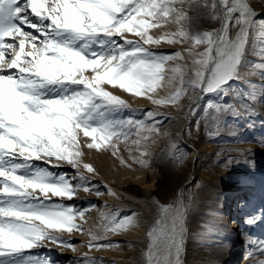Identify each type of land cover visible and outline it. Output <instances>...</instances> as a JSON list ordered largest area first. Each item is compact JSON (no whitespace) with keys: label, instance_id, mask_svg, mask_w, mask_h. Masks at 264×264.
Returning a JSON list of instances; mask_svg holds the SVG:
<instances>
[{"label":"snow or ice","instance_id":"6c2138e0","mask_svg":"<svg viewBox=\"0 0 264 264\" xmlns=\"http://www.w3.org/2000/svg\"><path fill=\"white\" fill-rule=\"evenodd\" d=\"M201 10L219 27L193 34L186 27L193 19L188 12ZM169 24L177 30L150 34ZM253 31L264 57V16L249 0H0V264H53L26 253L50 243L76 251L65 232L88 231L89 248L118 245L108 235L135 226L134 211L123 217L119 210L102 211L103 235H97L82 221L98 205L84 209L65 203L81 189L100 197L107 188L80 171L95 173L92 164L83 162V149L115 153L121 141L131 139L132 161L148 166L147 143L172 117L134 109L106 86L152 99L167 80L177 85L172 95L153 102L187 97L184 115L191 116L202 98L227 97L232 83L241 80L242 68L264 69V62L245 63ZM162 41L190 46L186 53L152 50L150 45ZM170 61L182 63L169 66ZM207 107L217 121L238 113L235 103L209 99ZM126 110L143 115L122 116ZM170 146L178 148L175 142ZM65 165L75 175L53 170ZM187 214L183 200L159 206L146 234V264H182ZM246 223H264V212L251 214ZM246 243L249 257L264 254V240L250 236ZM75 264L97 260L85 253ZM250 264H264V259Z\"/></svg>","mask_w":264,"mask_h":264},{"label":"rangeland","instance_id":"374dc122","mask_svg":"<svg viewBox=\"0 0 264 264\" xmlns=\"http://www.w3.org/2000/svg\"><path fill=\"white\" fill-rule=\"evenodd\" d=\"M249 2L254 9H264V0H249ZM188 14L193 19L189 24H186V27L193 34L219 27V22L210 19L204 10L189 11ZM177 28L176 24H169L159 29L150 30V34L160 36L165 32L176 31ZM256 35L255 31L250 35V46L245 58L246 65L264 62V57L260 56L261 42L256 39ZM128 38L136 39L137 37L129 34ZM189 46L190 42L188 41L176 43L162 41L159 45H150L152 50L162 54H171L176 51L186 53ZM200 50L202 51L203 48L201 47ZM181 63L180 61H170L169 66ZM176 86L167 80L162 82V86L157 89L152 99H149L147 95L134 96L132 99L127 95L122 97L134 109L154 110L172 117L170 120H164L160 126L159 134L154 135L147 143L149 155L145 158L151 161L150 165L143 166L132 161L129 152L131 139L127 143L121 141L115 153L112 150H96L85 147L82 160L84 163L92 164L95 173H88L83 168L80 171L91 176L93 183L105 185L107 188H102L103 195L100 197H97L94 192H85L81 189L72 201H65V203H74L84 209H87L90 204L98 205V207L88 210L84 221H82L85 229H91V232L97 235H103L102 211L115 212L119 210L121 217L134 211L139 222L127 231L110 233L108 239L113 241L114 245L116 241H120L118 245L111 248H89L88 241L91 239V233L74 231L72 234L65 232L63 235L66 239L71 238L76 251L50 243L47 247L31 250L26 253L27 255H31L33 258H49L53 264H75L85 253L96 258L97 264H146L144 259L148 244L146 234L159 215V206L161 204H178L181 200L188 204L187 233L182 253V264H188L190 259L192 264H226L228 260L219 263L221 256L219 253L215 255L213 262L200 260L202 257L199 255L200 250L208 246L213 247L218 243L215 239H218L219 243L221 240L224 243L229 241L225 247L226 251L221 256L222 259L227 257L229 249L230 257L241 254L239 257L241 258L242 254L245 255V243L238 248V245L232 242L231 237L235 235L234 232L222 224V219L217 214H223L220 207L224 198L242 186L247 187L243 192L246 195L241 198L240 202L246 206L243 213L245 219L248 220L251 214L257 213L258 206L264 204V151L246 146L251 143L264 147V112L260 109L261 104H264V69L254 66L242 68L241 80L232 83L231 88L228 89L227 97L211 95L202 98L196 105L198 110L191 116L184 115L188 111L187 97H181L176 102L164 104L153 102L155 99L172 95ZM108 90H110L109 87ZM258 93L262 95L257 96ZM114 94L120 96L117 93ZM250 98H256L257 105L253 107L248 101ZM209 99L216 104L233 103V100L237 99L239 109L236 115L242 118V114L246 112L248 123L241 121L235 125L231 115L223 116L219 121L214 120V110L207 107ZM121 115L140 118L143 113L126 110ZM250 123L251 125H249ZM185 129L190 131H185ZM113 139L115 140V138ZM186 141L197 146L202 145L204 150L203 158L199 156L200 159L192 169L186 167L190 157ZM171 142L177 143L178 148L172 149ZM138 154L139 152H137ZM248 161H253L254 165ZM41 166L44 165L41 164ZM145 167L152 172L147 177L145 184L142 185V189L128 186L126 185L128 183L123 181L119 182V177L125 173L129 171L137 173ZM53 170L67 171L68 174L75 175V172L67 165ZM132 177L134 179L131 178L130 182L141 180V177H137V175ZM113 193L115 194L113 195ZM101 202H106L107 207H104ZM248 230L252 236L257 237L252 226H249ZM231 264L234 263L231 262Z\"/></svg>","mask_w":264,"mask_h":264},{"label":"bare ground","instance_id":"6f19581e","mask_svg":"<svg viewBox=\"0 0 264 264\" xmlns=\"http://www.w3.org/2000/svg\"><path fill=\"white\" fill-rule=\"evenodd\" d=\"M254 9V8H253ZM255 12L257 13H260V14H264V9L262 8H259V9H254ZM25 30H28V29H25ZM129 35V34H127ZM132 36H134L135 34H131ZM109 87V86H108ZM258 88V87H257ZM109 89L111 91H113L114 93H117L119 94L121 97L123 96H129V98H133L135 95L134 94H129L127 93L125 90H121L117 87H109ZM259 90V89H257ZM260 91V90H259ZM262 91V90H261ZM263 93V92H261ZM255 95V94H254ZM260 95L259 93L257 94V96ZM262 95V94H261ZM260 95V96H261ZM264 96V95H263ZM261 98V97H260ZM249 103H251L253 105V107L255 105H257L258 102H256V98H250L248 99ZM262 102V100H261ZM233 103H235L237 109H239V106H238V100L237 99H234L233 100ZM251 105V106H252ZM255 109V108H254ZM260 109L264 112V104L262 105L261 104V107ZM258 111V110H257ZM245 112V111H244ZM262 113V112H261ZM234 118V124L236 125L237 123H240L241 121L243 123H248L247 120L248 119V114L245 112L242 114V118L238 117L236 114L233 116ZM251 125V123L249 124ZM166 127V126H165ZM186 144L189 148V151H190V154H189V161L187 162L186 164V167L188 169H192L193 167L196 166L197 164V161L199 158V156L203 158V147L202 145L201 146H197L196 144L192 143V142H189V141H186ZM245 144V143H244ZM210 145V144H209ZM242 145V144H241ZM261 145V144H260ZM205 146V145H204ZM247 147H256L258 149H260L262 152L264 151V147H260V146H257L256 144H247L246 145ZM209 149V148H207ZM212 150V149H211ZM213 151V150H212ZM207 152V151H206ZM209 152V151H208ZM206 156V155H204ZM204 160V159H203ZM202 161V160H201ZM205 162V161H204ZM200 165V164H199ZM151 170L147 167L145 168H142L140 169V171H138L137 173H133V171H129L127 173H125L123 176H120L119 177V182L122 183V181L124 183H128L126 185L128 186H131V187H136L137 189H142L143 188V184H145L146 180H147V177L151 174ZM70 174V173H69ZM71 175V174H70ZM133 175H137V177H141V180L140 181H136V180H133L132 182H130L131 178L134 179L132 176ZM130 182V183H129ZM249 187V186H248ZM247 187H239L236 192L234 193H229L226 198H224V201L222 202V206L220 207V210L223 211V214L222 213H219L220 215L217 214V216H220L221 219H222V224L225 226V227H228L230 228L233 232H234V236L231 237L232 239V242L235 243V245L237 244L238 245V248L241 247V245L243 246V243H245V246H246V252H245V255L242 254V257L239 258L241 256V254H239V256H232L230 257V249L228 250V254H227V257L225 259H222L223 257L222 254H224V252L226 251L225 247L229 244V241L228 243H224L221 242L219 243V240L218 239H215V241H218L217 244H212L213 247H205L203 248L202 250H200V247H199V250H200V256L202 255L201 259L200 260H206V262L210 261V262H213L215 260V255H217V253H219L221 256L219 258V263L223 260H228V262L226 264H231V262H233L234 264H250V261H256V260H261V259H264V254H260L258 256H253V257H249L247 255L248 251H249V245L246 243V241L249 239V237L251 236L252 238H255L254 236H252L250 233V231L248 230V223H246L247 221V218L245 219V214L243 216V213L246 209V206H244L243 204H241V198L243 196H245L246 194H244V190L246 189ZM130 189V188H128ZM218 195V194H217ZM215 197V195H214ZM213 197V198H214ZM219 197V196H218ZM223 198V196H221ZM209 198V197H208ZM217 198V197H216ZM221 199V198H220ZM210 201V199H209ZM214 201V200H213ZM221 202V201H220ZM220 204V203H219ZM218 204V205H219ZM217 205V207H218ZM211 207V206H210ZM251 208V207H250ZM218 209V208H216ZM250 210V209H248ZM258 212L257 213H260V212H264V204L262 205H259L258 206ZM229 213V214H228ZM248 214V213H247ZM216 217V216H215ZM219 218V217H218ZM217 218V219H218ZM213 219V218H212ZM215 219V218H214ZM194 221V220H193ZM216 221V219H215ZM196 223V222H195ZM223 226V227H224ZM197 227V226H196ZM253 227V230L257 233V237L258 239L260 240H264V223H258L256 224L255 226H252ZM222 228V227H221ZM227 229V228H226ZM252 229V228H251ZM228 230V229H227ZM226 230V231H227ZM193 231V229H192ZM199 231V230H198ZM196 232V231H195ZM197 233V232H196ZM211 233V231H210ZM222 233V232H221ZM228 234V233H227ZM214 239V238H213ZM193 242V241H191ZM190 242V243H191ZM216 243V242H215ZM195 244V243H194ZM197 244V243H196ZM197 246V245H196ZM195 247V246H194ZM230 247V245H229ZM237 248V249H238ZM50 251V250H49ZM45 252V251H44ZM193 253V252H192ZM197 253V252H196ZM53 255V254H52ZM199 256V257H200ZM53 257V256H52ZM198 257V256H196ZM231 258V259H230ZM196 259V258H195ZM198 259V258H197ZM196 261V260H195ZM205 262V261H203ZM188 264H192V260L190 259ZM196 264H201V263H196ZM206 264V263H205ZM211 264V263H210Z\"/></svg>","mask_w":264,"mask_h":264}]
</instances>
